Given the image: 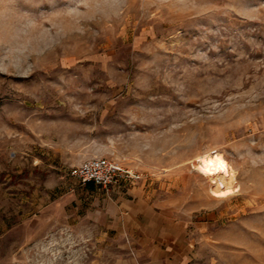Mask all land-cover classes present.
Instances as JSON below:
<instances>
[{
  "label": "rangeland",
  "instance_id": "1",
  "mask_svg": "<svg viewBox=\"0 0 264 264\" xmlns=\"http://www.w3.org/2000/svg\"><path fill=\"white\" fill-rule=\"evenodd\" d=\"M93 158L178 224L159 264H264V0H0V264L153 263Z\"/></svg>",
  "mask_w": 264,
  "mask_h": 264
},
{
  "label": "crops",
  "instance_id": "2",
  "mask_svg": "<svg viewBox=\"0 0 264 264\" xmlns=\"http://www.w3.org/2000/svg\"><path fill=\"white\" fill-rule=\"evenodd\" d=\"M83 191L90 201L87 213L94 220L131 239L152 259V264L170 262L173 244L182 242L183 236L179 235V226L172 222L170 213L155 203L145 185L120 182L106 191L88 184ZM80 200L78 209L83 210L84 202Z\"/></svg>",
  "mask_w": 264,
  "mask_h": 264
},
{
  "label": "built area",
  "instance_id": "3",
  "mask_svg": "<svg viewBox=\"0 0 264 264\" xmlns=\"http://www.w3.org/2000/svg\"><path fill=\"white\" fill-rule=\"evenodd\" d=\"M69 176L82 185L93 184L109 191L120 182L134 183L137 179L130 171L109 158H93L69 171Z\"/></svg>",
  "mask_w": 264,
  "mask_h": 264
}]
</instances>
